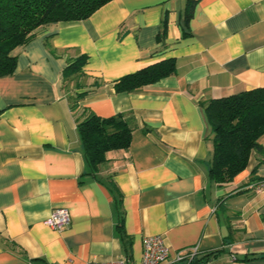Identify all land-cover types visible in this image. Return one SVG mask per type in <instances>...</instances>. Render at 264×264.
I'll use <instances>...</instances> for the list:
<instances>
[{"label":"crops","instance_id":"obj_1","mask_svg":"<svg viewBox=\"0 0 264 264\" xmlns=\"http://www.w3.org/2000/svg\"><path fill=\"white\" fill-rule=\"evenodd\" d=\"M14 53V73L0 78V264H140L147 236L165 239L170 262L197 248L215 254L208 264H264V135L220 187L204 111L264 87V0H113L83 21L39 28ZM80 55L78 92L89 93L72 109L75 82L63 87L62 73ZM168 59L175 75L116 91ZM89 111L123 114L134 128L96 176L78 131ZM59 208L71 216L61 231L45 225Z\"/></svg>","mask_w":264,"mask_h":264},{"label":"trees","instance_id":"obj_2","mask_svg":"<svg viewBox=\"0 0 264 264\" xmlns=\"http://www.w3.org/2000/svg\"><path fill=\"white\" fill-rule=\"evenodd\" d=\"M113 0H0V78L14 73L17 56L14 51L27 45L36 31L59 22L83 21ZM193 8V7H192ZM190 8L187 11L188 21ZM88 57L71 59L62 73L63 87L75 82L69 97L72 109L89 93L78 92L86 76L83 71ZM177 71L175 59H168L126 75L115 83L119 93L133 92L173 76ZM96 85V84H94ZM205 116L214 133V150L209 176L218 186L229 185L243 172L255 150L261 149L259 139L264 135V87L211 100ZM82 149L96 176L100 166L108 162V153L127 150L134 131L123 114L103 118L89 111L79 122ZM215 254L195 255L184 263L208 264Z\"/></svg>","mask_w":264,"mask_h":264},{"label":"built area","instance_id":"obj_3","mask_svg":"<svg viewBox=\"0 0 264 264\" xmlns=\"http://www.w3.org/2000/svg\"><path fill=\"white\" fill-rule=\"evenodd\" d=\"M260 190V187H257ZM71 223V216L66 208H59L53 211L51 216L45 221V225L54 230L61 231ZM143 256L140 264H169L184 263L198 254L197 248H192L186 252H179L174 261L170 262L169 247L162 236H147L143 241ZM87 264H128L127 258H119L110 262H88Z\"/></svg>","mask_w":264,"mask_h":264}]
</instances>
